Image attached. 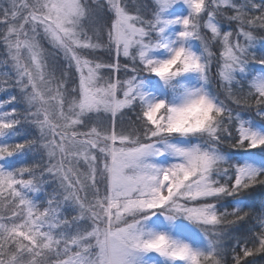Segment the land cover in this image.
Masks as SVG:
<instances>
[{"label": "snow or ice", "instance_id": "snow-or-ice-1", "mask_svg": "<svg viewBox=\"0 0 264 264\" xmlns=\"http://www.w3.org/2000/svg\"><path fill=\"white\" fill-rule=\"evenodd\" d=\"M0 264H264V0H0Z\"/></svg>", "mask_w": 264, "mask_h": 264}, {"label": "trees", "instance_id": "trees-1", "mask_svg": "<svg viewBox=\"0 0 264 264\" xmlns=\"http://www.w3.org/2000/svg\"><path fill=\"white\" fill-rule=\"evenodd\" d=\"M256 199L259 200V194H258V193H257V195H256Z\"/></svg>", "mask_w": 264, "mask_h": 264}]
</instances>
